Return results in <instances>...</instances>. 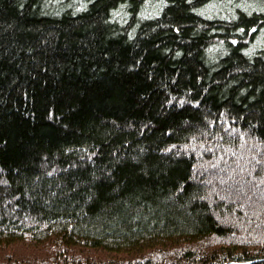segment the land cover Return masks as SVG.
<instances>
[{
  "label": "trees",
  "instance_id": "16d2710c",
  "mask_svg": "<svg viewBox=\"0 0 264 264\" xmlns=\"http://www.w3.org/2000/svg\"><path fill=\"white\" fill-rule=\"evenodd\" d=\"M0 264H264V0H0Z\"/></svg>",
  "mask_w": 264,
  "mask_h": 264
}]
</instances>
